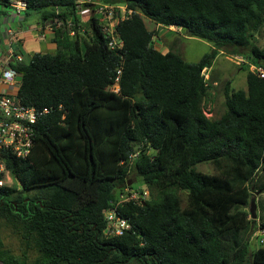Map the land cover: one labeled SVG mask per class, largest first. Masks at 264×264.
<instances>
[{"label":"trees","instance_id":"trees-1","mask_svg":"<svg viewBox=\"0 0 264 264\" xmlns=\"http://www.w3.org/2000/svg\"><path fill=\"white\" fill-rule=\"evenodd\" d=\"M24 1L26 12L48 11L44 18L63 26L55 29L56 53L10 64L21 79L20 101L50 113L38 121L27 159L5 155L21 187L0 188V220L25 252L16 257L0 240V264H30V251L43 261L37 264H264V245L251 253L242 239L255 222L245 208L254 192L264 194V78L249 70L246 90L228 83L225 111L214 119L204 110L212 84L203 75L221 51L264 68V50L253 43L264 0H98L130 11L116 26L120 50L109 48L91 14L84 48L69 39L79 29L80 0ZM146 18L213 49L197 63L162 52ZM203 163L216 173L199 172ZM130 173L150 201L118 203ZM179 191L188 195L186 207ZM110 209L131 230L105 234Z\"/></svg>","mask_w":264,"mask_h":264},{"label":"built area","instance_id":"built-area-1","mask_svg":"<svg viewBox=\"0 0 264 264\" xmlns=\"http://www.w3.org/2000/svg\"><path fill=\"white\" fill-rule=\"evenodd\" d=\"M80 4H90L94 7V14L97 17L102 33L108 40V46L111 50H120L123 42L116 33V26L119 20L129 16L130 11L124 5H105L97 0H80ZM10 6L17 12L22 13L27 10V3L24 0H10ZM58 14V13H57ZM53 26L61 28L62 22L59 18L53 20ZM73 24H69L72 27ZM71 35H75V31H71ZM11 57L14 59L11 60ZM23 62L18 56L14 57L13 52L8 57H0V85L8 86L11 92L0 90V188L15 187L19 189V181L7 169L5 155L13 156L17 159H27L36 142V126L40 118L48 115L50 109L43 108L38 110L31 106L24 105L19 97L18 91L21 86V79L18 72L10 66L11 62ZM238 65L247 63L246 59L241 56H234L232 60ZM251 71L255 72L260 78H264V68L251 65ZM209 70L205 69L203 75L207 80L205 73ZM120 72L115 79V83L111 87V91L118 93ZM141 195V194H140ZM143 196V194H142ZM118 203L129 202L134 200L129 195L119 196ZM106 229L104 231L108 236H122L131 230L127 220L119 217L115 209H110L105 213ZM264 243V241H262Z\"/></svg>","mask_w":264,"mask_h":264},{"label":"rangeland","instance_id":"rangeland-1","mask_svg":"<svg viewBox=\"0 0 264 264\" xmlns=\"http://www.w3.org/2000/svg\"><path fill=\"white\" fill-rule=\"evenodd\" d=\"M86 15L89 19V14L87 13ZM145 24L149 30H157L156 24L147 18L145 19ZM160 30V34L163 35L162 39L164 40V46L166 45L169 49H172V51L178 53L183 58V60L188 63L199 62L205 54H208L212 50V45L210 43L194 37H189L184 31L180 32L177 30L178 33H170V31L165 29ZM173 30L176 29L173 28ZM253 43L257 47L264 50V26L258 31V33L254 34ZM157 45V49L160 51H165V49H167V47H161L159 43H157ZM81 48H84V44L82 42ZM242 57L247 59L245 56ZM233 59V55L226 52H221L217 55L215 61L213 62L214 74H211L212 70H210V73L208 71L207 73H205L208 78L207 80H209L211 84H213L212 78L214 76H218V70L219 73L224 72L225 74L224 79H222V81L219 83L218 91H214L215 95H213L212 99L208 98V96L205 101L204 110L207 117L217 119L224 113L225 98H223V93L227 84L229 83L228 81L232 83V86L235 90L247 89L246 78L251 64H248V68L247 65H238L234 63L232 61ZM29 61L30 60L27 58L25 60V63H28ZM242 66L244 67L241 68ZM220 75L222 76V74ZM196 169L199 172L205 174L212 175L216 173L215 166L211 163H203L197 165ZM18 187L20 188L21 186ZM123 189L124 190L122 193H118L117 191V195L121 196L130 194V196L133 197L135 201H139L140 199L150 201L153 198L149 189L144 185L143 181L140 178L136 177L133 173H130L129 183L127 184V187ZM141 193L143 194V196L140 195ZM178 194L183 200L182 206L186 207L188 204L187 193L179 191ZM252 199L255 200V218H252L250 213ZM251 200L249 205L245 209L250 215L249 218L255 222L251 224V227L242 234V239L249 240L252 253L259 247H262L264 245V243L262 242L264 241V230L261 227V223L264 222V194L254 192ZM0 240L3 243L4 249L8 250L12 255L16 257L22 256L25 252V247L21 242V237L14 233L13 230L8 227L3 220H0ZM27 255V261L29 263L33 262V260L36 259V255L32 251L27 253Z\"/></svg>","mask_w":264,"mask_h":264},{"label":"crops","instance_id":"crops-1","mask_svg":"<svg viewBox=\"0 0 264 264\" xmlns=\"http://www.w3.org/2000/svg\"><path fill=\"white\" fill-rule=\"evenodd\" d=\"M81 5L84 6L85 4L78 5L75 17L79 22V29L75 32L74 36L71 35V32L68 34L70 40L78 41L80 44L90 37V30L87 28L89 19L86 14L88 13L92 15L93 12L90 6L85 5L86 7H83ZM46 12L48 11H25L17 13L12 7L2 6L0 4V57H8L11 55V52H13L14 57L20 56L23 59V62H25L27 58L30 60L36 53H56L59 49L56 42L59 38L56 36L55 32V29L57 28L53 26L52 20L44 18ZM67 23L71 24L70 18H68ZM156 27L159 30L158 36L154 37L155 47H158L157 43H159L161 47H167L163 44L164 40L162 39L163 35L160 34V26L156 25ZM173 28L176 30H173ZM164 29L170 31V33H178V31H182L176 27H168ZM168 50L169 48L167 47V49L162 52H167ZM13 59L14 58L11 57V60ZM213 67L214 66L212 65V67L209 68V73L210 70H212L211 74H214ZM217 74L218 76L212 78L213 84L208 97L210 99L215 95L214 91H218L219 83L225 77L224 72L219 73V70L217 71ZM220 74H222V76ZM228 82L230 84V89L235 90L232 83L230 81ZM0 90L11 92V89L5 85H0ZM223 98H225L224 93Z\"/></svg>","mask_w":264,"mask_h":264},{"label":"flooded vegetation","instance_id":"flooded-vegetation-1","mask_svg":"<svg viewBox=\"0 0 264 264\" xmlns=\"http://www.w3.org/2000/svg\"><path fill=\"white\" fill-rule=\"evenodd\" d=\"M95 246L97 248L101 249L103 247V244L99 242V243H96ZM101 254H102V251L97 252V256H100ZM42 262H43L42 260L34 259L33 262H31L30 264H37V263H42ZM52 263L53 262H49V264H52ZM88 263L89 264H125V263H122L119 260H115L114 262H111V263H105L104 259H102V258H97L95 260H90V261H88Z\"/></svg>","mask_w":264,"mask_h":264},{"label":"water","instance_id":"water-1","mask_svg":"<svg viewBox=\"0 0 264 264\" xmlns=\"http://www.w3.org/2000/svg\"><path fill=\"white\" fill-rule=\"evenodd\" d=\"M91 16H94V12H92ZM254 209H255V200L252 199L251 200V208H250V213H251L252 218H255Z\"/></svg>","mask_w":264,"mask_h":264}]
</instances>
